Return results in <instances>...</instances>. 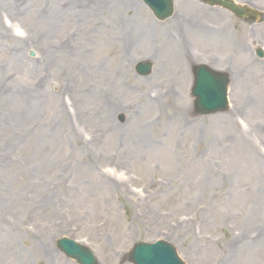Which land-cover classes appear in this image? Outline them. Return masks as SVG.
Masks as SVG:
<instances>
[{
  "label": "rangeland",
  "instance_id": "374dc122",
  "mask_svg": "<svg viewBox=\"0 0 264 264\" xmlns=\"http://www.w3.org/2000/svg\"><path fill=\"white\" fill-rule=\"evenodd\" d=\"M185 1L201 17L179 0L161 21L141 0H0V264H77L62 236L98 264L155 240L185 264H264V18ZM200 62L230 75L227 110L194 113Z\"/></svg>",
  "mask_w": 264,
  "mask_h": 264
},
{
  "label": "water",
  "instance_id": "95a60500",
  "mask_svg": "<svg viewBox=\"0 0 264 264\" xmlns=\"http://www.w3.org/2000/svg\"><path fill=\"white\" fill-rule=\"evenodd\" d=\"M152 8L159 18L167 17L171 12V0H143ZM239 16L248 14L245 8L221 2ZM151 64L138 63L136 71L141 75L149 73ZM227 77L209 69L206 66L194 68V85L192 94L195 97V109L202 114L223 110L226 107ZM57 247L68 257L74 258L80 264H97L92 253L75 243L73 240L62 238L57 241ZM129 258L134 264H184L176 255L174 247L164 241L155 243H136Z\"/></svg>",
  "mask_w": 264,
  "mask_h": 264
},
{
  "label": "bare ground",
  "instance_id": "6f19581e",
  "mask_svg": "<svg viewBox=\"0 0 264 264\" xmlns=\"http://www.w3.org/2000/svg\"><path fill=\"white\" fill-rule=\"evenodd\" d=\"M179 2H180V4H182V6L184 7V8H186V10H188L189 12H190V14H188V18H194V19H196L197 20V17L199 18V17H201V16H199L198 14H195V13H193L192 14V12H191V10H195V9H197V8H195V5H190V4H188L185 0H179ZM191 10H190V9ZM199 10V8L197 9V11ZM213 15H215V14H213ZM183 16V15H182ZM185 18V19H184ZM183 18V20H184V24H183V27H185V28H192V29H194L195 31H192V32H194V34L193 35H195V34H197V33H201V35L203 36V38H202V40H203V42L205 43H208V41L210 42V37H212L213 39H215L213 42L214 43H218V42H220V38H219V36H221L218 32H217V34H212V33H210V32H208V30L206 31V30H203V29H200L199 30V27H197L196 26V23L194 24L193 22H191L186 16ZM182 20V21H183ZM186 22V23H185ZM173 47H174V44H173ZM174 51V50H173Z\"/></svg>",
  "mask_w": 264,
  "mask_h": 264
}]
</instances>
